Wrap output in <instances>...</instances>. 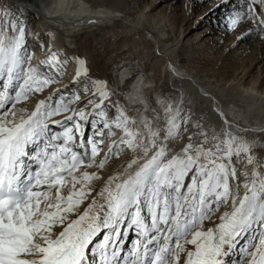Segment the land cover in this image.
Wrapping results in <instances>:
<instances>
[{
  "label": "snow or ice",
  "instance_id": "obj_1",
  "mask_svg": "<svg viewBox=\"0 0 264 264\" xmlns=\"http://www.w3.org/2000/svg\"><path fill=\"white\" fill-rule=\"evenodd\" d=\"M205 3L201 20L264 43V0ZM28 15L0 5V264H264V135L206 124L183 93L139 126L119 85Z\"/></svg>",
  "mask_w": 264,
  "mask_h": 264
},
{
  "label": "bare ground",
  "instance_id": "obj_2",
  "mask_svg": "<svg viewBox=\"0 0 264 264\" xmlns=\"http://www.w3.org/2000/svg\"><path fill=\"white\" fill-rule=\"evenodd\" d=\"M138 1L145 4L142 9L133 8L136 9L135 13L128 12V5L122 0H107L110 7L95 6L87 0H38L41 5L39 10L34 6L36 0H0V5H11L13 8L20 7L37 12L38 18L28 15L26 19V23L34 27L33 33H39L41 41L45 44L50 43L56 50L85 57L91 66V72H93V62L90 54L80 51L81 38L90 36L95 39L119 25L138 34L145 33L154 46L157 60L164 61L162 72L168 83L165 89L168 90L167 93L163 94L165 92L163 84L158 80L154 70L150 72L137 43H133L135 46L129 48L126 53L114 54L109 64L110 78L95 76L118 84L127 94V99L122 98L121 102L128 106L130 112L140 110L136 117L139 126H142L143 117L148 115L157 97L162 94L177 96L178 93H183L185 107H192L197 115H203L206 124H215L219 128L222 120L218 112H222L224 118L231 124L256 130L245 135H264V132L260 131L264 129V43L257 39L253 42L251 48L257 49V52L250 62L244 58V61L243 59L241 62L236 61L235 66H230L228 63L216 66L222 68V72L228 70L233 72V79L225 81L224 75H220L219 71L207 73L198 69L199 66L196 64V66L187 64L191 58L186 51H182L185 56H179L176 52L182 38L184 45L193 46L195 49L199 50L205 44H212L213 48H222L227 53L237 43L223 42L225 32L222 28L225 27L223 22L215 27V17L211 24L207 19L199 20L208 11V6L196 15L195 20H191L202 0H192L191 8L185 7V16L180 24L181 39L179 38L177 43L174 42L177 38L173 32L168 33L164 25L169 14L167 12H177V7L172 3L177 0ZM186 2L187 0H184L185 4ZM157 17L161 19L160 23L154 22ZM208 25H213V28ZM48 33H54V40L50 39ZM29 47L35 52L34 63L44 58V52L39 49L35 38L30 37ZM172 68H175V74ZM68 70L72 71L71 68ZM69 79L66 77L63 84H69ZM140 100L146 103L141 105ZM123 159L121 157V160ZM234 259L239 257L234 256Z\"/></svg>",
  "mask_w": 264,
  "mask_h": 264
},
{
  "label": "rangeland",
  "instance_id": "obj_3",
  "mask_svg": "<svg viewBox=\"0 0 264 264\" xmlns=\"http://www.w3.org/2000/svg\"><path fill=\"white\" fill-rule=\"evenodd\" d=\"M87 1L88 2L90 1L89 2L90 4L94 3L95 6L110 7L107 0H87ZM122 1L123 3L129 6V7L127 6V11L131 13L132 12L135 13L136 11V9H133V8L142 9V7L144 8V4H145L138 0H122ZM174 2L172 3H173V6L177 7V12L173 13L172 11L171 12L168 11L167 13L169 14L167 15V19L164 21V25L166 26L167 28L166 31H168V33L173 32L175 38H177V40H175L174 42L177 43V41H179V38L181 39L180 24L182 22V18H184L185 16L186 9H185L184 0H177L175 3ZM206 6H207V3H205L204 6H202V2H201L199 7L197 8V11H195V14L191 18V20H195L196 15L203 12ZM121 10L122 9H120L119 11ZM201 17L199 18V20L201 19ZM154 22L160 23L161 19L157 17L155 18ZM208 26L210 28H213V25L212 26L208 25ZM214 26L218 27V24L215 22ZM27 27H28V30L31 33H33L34 27L30 24H27ZM222 29L225 32L223 36L225 39V41H223L224 43L237 42L235 40L234 34H230L226 28H222ZM181 40L184 41V38H182ZM255 40H256L255 38L251 40L246 38L243 42H237L234 48L228 53L224 51L222 48L220 49L213 48L212 44L210 45L205 44L203 45L201 49L198 50V49H195L193 46H188L186 44L184 45V43L181 41L182 43L180 42L179 47L176 52L179 54V56H185L182 54V51H186L187 55L191 58L190 61H187V64H190V65L194 64L192 66L197 65L199 66L197 67L198 69L204 70L207 73H214L215 71L216 72L219 71L221 72L219 73L220 75H224L223 79L225 81H229V80H232L234 77L233 72L230 70L226 72H222L223 69L218 68V67L216 68V66H222L224 63H228L230 66H235L237 62L242 61L241 59H243L244 61V58L246 59V61L250 62L255 57L256 52H257V49L251 48V45L253 44ZM133 43L138 44L137 45L138 49L141 51V53L143 54L145 58V61L148 63V68L151 70L150 72H154V71L156 72L157 78L160 81V83L163 84L164 86L163 89L165 90L166 87H168V83L167 81H165L166 78L164 77L163 72H162V65L164 61L157 60L154 46L152 43H150L145 33L138 34L130 30H127L123 25H119L114 30L110 32H105L95 39L91 38L90 36H85L81 38L79 48H80V51L87 52L88 54H90L92 62H93L92 74L94 76H98V77L108 76L109 77V64L111 63V59L114 56V54H117L119 52L126 53V51L129 48H131L132 46L133 47L135 46L133 45ZM167 91L168 90H165L163 94L167 93Z\"/></svg>",
  "mask_w": 264,
  "mask_h": 264
}]
</instances>
